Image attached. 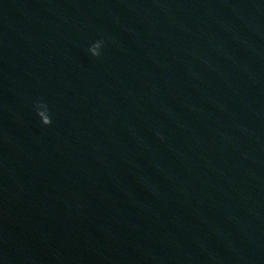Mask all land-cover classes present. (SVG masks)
I'll return each instance as SVG.
<instances>
[{
	"label": "water",
	"instance_id": "1",
	"mask_svg": "<svg viewBox=\"0 0 264 264\" xmlns=\"http://www.w3.org/2000/svg\"><path fill=\"white\" fill-rule=\"evenodd\" d=\"M0 264H264V0H0Z\"/></svg>",
	"mask_w": 264,
	"mask_h": 264
},
{
	"label": "clouds",
	"instance_id": "2",
	"mask_svg": "<svg viewBox=\"0 0 264 264\" xmlns=\"http://www.w3.org/2000/svg\"><path fill=\"white\" fill-rule=\"evenodd\" d=\"M104 41L100 40L95 43H93L88 48V53L92 58H98L101 54V48L103 47ZM34 108L36 110V115L38 119L40 120L41 124L45 127L49 126L51 124V117L48 113V109L46 105L42 103H37L34 105Z\"/></svg>",
	"mask_w": 264,
	"mask_h": 264
}]
</instances>
